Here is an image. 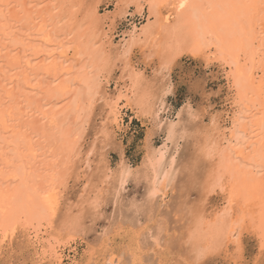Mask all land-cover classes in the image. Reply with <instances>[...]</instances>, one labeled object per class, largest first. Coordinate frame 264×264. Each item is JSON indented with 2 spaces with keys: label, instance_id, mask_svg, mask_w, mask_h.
Instances as JSON below:
<instances>
[{
  "label": "bare ground",
  "instance_id": "1",
  "mask_svg": "<svg viewBox=\"0 0 264 264\" xmlns=\"http://www.w3.org/2000/svg\"><path fill=\"white\" fill-rule=\"evenodd\" d=\"M152 2L3 0L4 4L47 5L24 9L25 13L40 18L42 26L19 23L22 14L16 9L11 10L16 26L0 19V117L5 113L11 114L9 119L23 117L21 125L29 126L25 133L17 130V125H10L12 131L0 125V206L7 204L10 218L31 225L17 228L18 248L24 244L30 248L31 236L44 238L39 255L41 262L34 259V264H60L52 257V249L58 253L63 244L92 230L96 238L88 249L96 250L84 251L83 264L108 261L121 264V260L134 259L142 264L181 258L195 260L199 250L212 243L216 229L208 223L200 225L189 243L192 231L197 228L195 219L177 221L175 212H168L175 197L180 199L185 188L192 159L200 158L207 163V151L212 150L217 164L222 154L228 169L248 173L241 164L253 165L254 170L249 174L257 181L260 179L259 151L264 137L258 119L260 105L254 101L237 115L226 100L228 73L232 69L217 58L209 63L205 57H195L186 51L173 62L167 79L159 74L161 57L196 37L177 28L175 10L162 9L158 19L149 11L148 5ZM169 12L173 18L164 19ZM136 17L142 18L140 24L134 21ZM127 24L129 28L119 31ZM126 50L130 52L127 57ZM152 54L155 55L149 60ZM184 57L205 70L215 67L222 72L228 90L222 108L211 103L209 91L197 106L191 97L178 108L168 102L169 97L176 95L174 69ZM255 96H259L258 85ZM189 107L193 113H202L200 119H192ZM125 109L144 126L151 124L144 138V154L135 164L126 156L118 139L125 129ZM213 116H216L215 126ZM36 132L42 139H35L34 143L42 152L40 158L33 160L25 151L23 138L33 139ZM158 133L163 139L156 145L153 141ZM186 146L190 152H185ZM110 151L118 153L116 163ZM10 160L17 163L6 175ZM181 177L183 182L178 180ZM130 183L143 187V197L138 194L128 197ZM154 190L155 196L151 195ZM48 193L58 197L54 217L45 211L44 196ZM200 195L199 192L185 193V199L196 202ZM225 199L222 195L208 197V204L203 206L208 213L206 219L215 224ZM108 201H112L113 211L106 220L108 223L96 231L95 226L105 217ZM251 207L258 230V191ZM87 218H91V227ZM220 228H231V225L222 219ZM252 229L249 222L240 234L243 252L245 238L253 240L260 251L258 235ZM12 239L9 235L7 249L0 246V262H8L12 257Z\"/></svg>",
  "mask_w": 264,
  "mask_h": 264
},
{
  "label": "snow or ice",
  "instance_id": "2",
  "mask_svg": "<svg viewBox=\"0 0 264 264\" xmlns=\"http://www.w3.org/2000/svg\"><path fill=\"white\" fill-rule=\"evenodd\" d=\"M36 7L45 8L47 5L4 4L3 0H0V19L16 26L17 21L12 19L11 15V10L16 9L18 13L22 14L19 23L41 24L42 26L43 22L40 18L24 12L25 8ZM53 7L56 6L53 5ZM148 8L149 11L156 14L158 19L161 18L162 9L175 10L177 28L183 29L187 33H193L196 37L194 40L186 41L181 47L172 48L166 56L161 57L159 74L167 79V73L171 70L173 62L186 51L195 57H205L209 63L214 58L219 59L221 64L232 69L228 73L229 95L226 97L228 104L232 105L238 115L239 110L250 107L254 101L257 102L260 105L258 119L261 129L264 131V0H216L213 3H204L203 0H180L179 3L153 0ZM172 18L173 13L169 12L164 19L171 20ZM128 55L130 52L126 50L124 56ZM154 55H149L148 59H153ZM257 85L258 97L255 96ZM192 86L197 90L202 88V84L196 80L192 81ZM169 91H171L170 88ZM188 112L192 119H200L202 115V113H193L190 107ZM249 114L251 115V112ZM10 115V113H5L3 117H0V125H3L8 131L13 130L10 125L19 126L17 130L21 132L29 131V126L21 125L23 117L9 119ZM212 124L215 126L216 116L212 117ZM235 126L234 123L233 127ZM23 139L26 153L33 160L40 158L42 149L36 146L34 140L42 139L41 134L36 132L33 139H29L27 136ZM22 159L23 156H21ZM206 161L207 163L200 158L192 159L187 169L185 188L175 207H169L168 212H175L177 221L182 218L186 222L190 218L195 219L197 228L192 231L189 243L196 236L200 225L208 223L210 227H214L216 230L212 236V243L207 248L199 250L195 260L183 258L162 260L160 264H264V261L257 262L246 259L240 240V234L244 232L250 222L253 226L252 230L258 235L260 253L264 255V137H262L259 151V181L249 174L254 170V166L241 164L238 159L235 162L248 169V173L228 169L224 164L222 154L220 162L217 164V156L212 150L207 151ZM15 163H17L15 160L9 161V167L5 171L6 175ZM11 178L9 176V179ZM16 178L19 179L18 176ZM257 191L260 199L258 230L255 229L257 221L251 207ZM191 192L201 193L196 202L185 199V193ZM151 195L155 196L157 192L154 190ZM221 195L226 199L223 210L216 214L214 224L211 219H206L208 213L203 206L208 204V197ZM44 199L47 202L45 211L54 217L58 197L54 198L48 193L45 194ZM163 207L161 206L162 211ZM8 210L7 204L0 206V213L5 214L0 216V229H2L0 246L5 249L8 247V236L11 235L15 238L18 227L28 228L31 226L27 221L10 218L7 215ZM222 219L230 224L231 228L221 229ZM177 236H179V231ZM72 238L70 235L69 239ZM95 250L91 247L88 249L90 253H94ZM51 254L57 260L59 259L55 248L52 249ZM205 257L210 259H205ZM11 264H15V262L13 261ZM21 264H34V262L22 261ZM89 264H95V262H89ZM106 264H112V262L108 261ZM121 264H142V262L139 259L127 262L121 260Z\"/></svg>",
  "mask_w": 264,
  "mask_h": 264
},
{
  "label": "rangeland",
  "instance_id": "3",
  "mask_svg": "<svg viewBox=\"0 0 264 264\" xmlns=\"http://www.w3.org/2000/svg\"><path fill=\"white\" fill-rule=\"evenodd\" d=\"M102 9H104V7H102ZM134 21H136L137 24H140L142 22V18L136 17ZM124 27L129 28L128 24L123 25L120 27L119 31L124 29ZM178 66H180L181 69L180 67L179 69H177ZM176 69H174V73H173V80H174V83H176V87H177L176 95L168 98V102L172 104V106H174L175 108H178L189 97L193 99L194 104L197 106V103H200L202 101L204 93L207 94L208 91L209 93L207 95L210 94L209 96L211 97V100H212L211 103H214L219 108H222V106H224L223 104L226 103L225 93L227 94L228 92L227 85H226L227 83H226L224 75L222 74V72L219 73V70L217 68L212 67V68L205 70L204 67L197 65L193 60L189 59L188 57L187 58L184 57V58H181V61L179 60V62L177 63ZM193 80L200 82L203 85L202 88L198 90L193 88L192 86ZM123 112L125 115L124 116V124H125L124 128L125 129L122 132H120L118 139H119V142L122 141L121 143L125 149L126 156L130 159V161L133 164H135V162L138 163L142 159V155L144 154V138H146L147 131L149 129V126L151 127V124L148 127L144 126L141 121L133 119L134 115L130 110L125 109ZM166 116H169V114H167ZM162 139H163V135L161 133H158L155 136L153 142L154 144L158 145L162 142ZM185 152H190L189 146H186ZM109 153L111 155L110 157L112 161L116 163L118 159V153L115 151H112V152L110 151ZM178 180L179 181L182 180V177L181 179L179 178ZM183 180H184V175H183ZM185 181H186V178H185ZM179 184H178V187L182 185V184L180 185ZM176 192L179 193L178 189ZM134 194H138V196L143 197L144 189L141 186L135 187L134 184L130 183L128 187V197L131 198ZM175 198L176 200H174L175 201L174 205H176V202L179 200L177 196ZM174 205H171V206L175 207ZM112 207H113L112 201H108V208H107V211L105 212V217L103 216L104 219L103 218L100 219V222H98L97 226H95L96 231H100L102 227H104L108 223L106 220H108L110 218L109 216H111V212L113 211ZM86 222L89 225V227L92 226L91 218H87ZM173 225H174V222H173ZM94 238H96V233L95 232L93 233V230H92L85 236L77 237L74 241H71L67 245L63 244L62 247L59 248L58 253H57V256L59 258L57 260L58 263L60 264H83L86 260V257L84 256V251H86L89 245L93 243ZM40 239H37L35 236H31L32 242L30 244L31 245L30 248L25 247V244L23 243L24 245L21 246V249H20L18 248V245H20L19 239L15 237L14 239H12V243H13V246L11 249V254H13L11 255L12 257L11 258L9 257L8 262L5 261V262H0V263L1 264L2 263L11 264V262L14 261L15 264H21L22 261H33V262L35 260L40 261L41 257L39 258V255L42 254L41 253L42 248H43L42 240H44V238H40ZM247 240L249 242H247ZM253 242H254L253 240L251 241L250 239L245 238V251H244L245 258L251 261H258V262L264 261V255L260 253L258 247L255 246V242L254 243ZM52 257L54 256L52 255Z\"/></svg>",
  "mask_w": 264,
  "mask_h": 264
}]
</instances>
